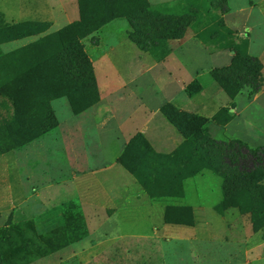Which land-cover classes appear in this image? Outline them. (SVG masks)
I'll return each mask as SVG.
<instances>
[{"label":"rangeland","instance_id":"rangeland-1","mask_svg":"<svg viewBox=\"0 0 264 264\" xmlns=\"http://www.w3.org/2000/svg\"><path fill=\"white\" fill-rule=\"evenodd\" d=\"M259 1L178 0L170 3V0H116L111 4L113 9L98 4L97 11H110L109 17L126 14L117 17L123 19L113 23L114 26L125 22L128 26L125 33L118 26L116 36L121 39L114 41L121 44L118 50L124 54L116 58L120 82L136 76L137 68L144 63L142 59L140 66V55L146 56L150 62L152 58L156 60L147 71H143L145 75L137 88L139 79L135 77L119 90L120 94L124 92L127 96L128 93L134 95L132 89L143 88L146 97L142 100L145 99L146 105L152 108L159 100L154 98L155 85L150 78H156L157 84H161L154 90L159 95L162 88L170 87V51L188 41L201 44L212 55L232 51L229 64L221 66L218 61L207 60L198 69L200 75L186 86L190 97L199 98L211 83L212 95L201 99L206 100L207 107L214 109L211 114H207L209 111L200 113L164 101L156 119L164 118L181 141L171 148H155L144 133L134 129L139 123L136 118L144 109L137 105L140 104L139 98L136 100L133 96L129 99L131 111L127 113L131 130L122 134L118 118L120 107L111 105L116 109L107 112L99 105L102 99L99 84L103 87L104 77L102 64L97 62L95 45L100 43L101 28L83 38L81 32L88 27L80 29L74 39L67 42V45H73L74 52L60 50L59 60L46 64L50 82L25 88L28 104L35 107L38 101L37 106L41 105L43 112H54L58 124L16 148H11L9 141L0 142V252L5 264H264V214L260 210L263 202L259 203L254 223L249 211L252 202L246 197L245 184L242 186L240 181L231 180L230 187L235 184L231 189V200L239 201L243 211L239 206L224 210L221 202L225 182L215 169L223 162L222 144L225 142L239 140L251 149L264 147L261 140L228 137L224 128L232 118L231 111L236 112L239 104L246 105L256 95L251 85L260 84V91L264 88L261 59L257 57L263 69H259L257 63H252L251 70L245 67L248 61L245 57L257 56L264 41V23L254 16L252 26L257 32L251 55L248 30L239 34L244 18H233L236 25L232 27L226 21L223 8L243 4L247 10L249 5ZM128 15L134 17L135 25L129 21ZM135 28L141 32H136ZM125 34L128 38L122 41ZM132 34L145 42L149 50L142 52L132 40ZM43 36L30 43H36L35 48L48 42L50 51L53 48L50 42L54 39ZM77 40L80 46L75 45ZM33 48L24 54L35 55ZM203 48L192 47L187 51L198 57L205 54ZM2 52L0 45V58ZM207 54L204 57L208 58ZM105 68L112 73L109 66ZM9 69L15 72L14 67ZM22 69L27 78L29 74L42 78L44 71L43 66L34 71L25 64ZM12 72L7 74L0 70V80L7 76L12 78ZM6 91H12V88L0 91L2 117L13 112L12 100L3 94ZM168 103L177 109L174 117L179 127L163 112V106ZM250 112L258 115L254 109ZM81 125L85 129L84 135ZM84 137L90 141L88 156L84 155ZM103 152H106L104 157ZM116 162L128 172L125 185L124 175H121L122 185L116 184L120 183L117 182L118 174L103 177L108 172L105 168ZM225 169L229 170L228 167ZM204 170L222 180V199L210 209L211 215L218 217L205 225L207 233L211 230L214 233L200 241L177 238L179 236L174 232L159 235L155 232L157 229L172 224L166 221V217L190 220L194 212L190 206L180 208L170 204L158 209L150 206L154 205L152 199L182 195L183 180ZM42 171L46 174L42 175ZM236 190L239 195H235ZM251 194L253 199H259L254 190ZM261 198H264L263 191ZM142 199L149 200V204ZM229 208L236 211L229 215V220H222L221 215ZM149 218H153L154 223Z\"/></svg>","mask_w":264,"mask_h":264},{"label":"crops","instance_id":"crops-1","mask_svg":"<svg viewBox=\"0 0 264 264\" xmlns=\"http://www.w3.org/2000/svg\"><path fill=\"white\" fill-rule=\"evenodd\" d=\"M177 1L178 0H170V3ZM259 2L260 3L249 5V8H247V10L244 8L243 4L238 5L234 8L227 5V11L224 12L227 23L232 27L233 25H236V22L233 18H236L237 16H242L244 18V20L242 19L243 22L240 25L241 28L239 27V34L242 31L246 32V30H248L247 34L250 36L248 51L251 55H253L251 49L255 42L253 38L255 33L257 32L256 27L252 26V24L254 23V16H258V18L264 23V0H260ZM0 14L3 20L9 23L35 21L48 22L50 24L49 28L41 33L3 42L1 44V49L4 52L14 50L20 46H24L30 42L36 41L41 38V36L56 31L67 25L68 23L77 20L80 16L78 0H0ZM119 19L123 18H116L101 27L99 33L100 43L95 45L97 62L99 64H102V75L104 77L103 87H101L98 83L102 97L99 105L102 106V110H107V112H111L116 109V107L114 109H112L111 107H120L118 111V118L120 122L119 127L121 129V133L126 135L131 130L130 117L127 115V113L131 111V104L129 102V99H133V96L134 98H136V100H138L139 98L140 104L137 103V105L140 107L143 106L144 111L140 112L141 116L136 118V121H138L139 123L135 124L134 129L144 133V135L148 138V140L155 148H171L175 144L178 145L181 141V138L175 134V129L169 123H167L164 118L160 117L161 115L159 116V119H156L158 116L160 104H163L164 101H170L182 109L200 113H206V111H209V113L207 114H211L214 107H207V104L205 103L206 100L204 98L201 99V97L212 95V84L210 83L208 87H205L203 95L199 98L190 97L186 92V86L194 78L200 75L198 74V69L201 65H203V63H207V60L210 62L218 61L220 62L219 65L224 66L230 63L233 52H216L212 55L207 52V50H204L201 44L191 41L185 42L180 47L170 51V87H165L164 89L162 88V90H160V92L162 93L159 95V93L155 92L154 90H156V88H160L161 84H157L156 78H150V80H153V84L155 85V88L153 90L154 98L159 100L156 103L155 107L152 108L146 105L147 103L145 99L142 100L146 97L145 90L141 88L137 91L136 88L142 82V80L140 79L145 75L143 74V71H147L148 67H150L152 63H156V60L154 58H152V61L150 62L148 59H145L146 56H144L143 54H139L141 56L139 64L141 66L143 62L142 59H144L143 66L141 68H137L136 76L129 77L128 80L120 82L121 74L119 73L120 69L116 68V58L117 55H122V53L118 50L120 49L118 47L121 44H118V42L115 43L114 41L117 39H121L120 37L116 36V29H118V26L123 29L124 33L126 32L128 26L125 22H121V24H115L113 26V23ZM245 27L248 28L245 29ZM242 28L244 30H242ZM262 33L264 37V32ZM127 38L128 37L125 34L122 38V41H126ZM192 47L203 48V50L205 51L204 53H208V58L204 57L206 56L205 54L198 57L192 56V54L187 51ZM259 48L260 49L258 50L259 52L257 56H253L260 58L264 63V41L262 45L259 46ZM105 64L109 66L112 73L107 72ZM98 75L99 72L96 69L97 81ZM202 75L203 77H208L204 74ZM135 77L139 79V82L135 86L136 88L132 89L133 91H135V93L131 91L132 93H134V95L128 93L127 96H125L124 92L122 91V93L120 94L119 90L125 87L124 83L132 80ZM263 99L264 88L263 90L257 92L254 98L251 101H248L249 103H247L246 105L243 106L239 104L236 112L232 110L231 120L224 125L225 134L231 138L250 139L251 141L261 140V142L264 143ZM252 109L256 110L258 112V115H256L255 113L252 114V112H250ZM82 115L87 116V114ZM84 130L85 129L81 125V132L83 135L85 133ZM83 144L84 155L88 156V145L90 144L88 137L83 138ZM103 153L104 157V155H106V152ZM109 154L110 153L107 152V155ZM105 169H108V172L103 174V177L109 176L110 178V176H112L111 174H118L119 181L117 182H120L122 180L121 175H124V185L125 183L127 184V178L129 177L127 174L128 172L121 166L120 163L116 162ZM45 174V171H42V175ZM209 180L211 181V183H207L209 182ZM214 183L215 186H213ZM110 184H113V180H110ZM116 184L122 185L123 181ZM221 184L222 180L219 176L214 175L209 170H204L195 175L186 177L183 180L182 195L165 197V199L161 200L160 198L154 197L152 199L154 205L150 206L156 208L158 207V209L164 208L168 204L175 206H190L194 212L195 219V224L193 226L164 224L161 229H157L155 232H157L159 235H167L170 232H174V235L179 236L177 238L193 241L206 239V236L209 233L212 235L214 231L211 230L207 233L205 225L208 223L211 224L213 221L212 219L218 217L212 216L210 209L213 208L214 205L222 199ZM142 201L149 204V200L142 199ZM234 211H236L235 208L227 209L226 212L221 215V219L225 221L229 220V215H233ZM149 221L151 223H154L153 218H149ZM168 226H170V228H166Z\"/></svg>","mask_w":264,"mask_h":264},{"label":"trees","instance_id":"trees-1","mask_svg":"<svg viewBox=\"0 0 264 264\" xmlns=\"http://www.w3.org/2000/svg\"><path fill=\"white\" fill-rule=\"evenodd\" d=\"M116 0H78L79 13L80 16L77 20L71 22L70 24L65 25L64 27L50 32L46 34L45 37L49 39H54V41L50 42L51 50L47 49L48 42L41 43L40 47L33 48L36 43L26 44L20 48L14 49L9 52H2L3 56L0 58V66L7 74H10L12 71L9 69L11 66L14 67L15 72H12V78L4 77V80H0V91L2 89L12 88V91L4 92V96L9 97L12 100V115H7L6 117H2L0 114V122L3 123L0 125V142H11L9 145L11 148H16L30 140L44 134L49 131V129L53 128L58 124L57 117L54 112H43L42 106L39 105L37 101V105L35 107H31L29 103V98L26 96V87H34V84L39 83L42 86L43 82L49 83V79L47 78L48 67L47 63L52 61H58L60 58V54L58 51L67 50L68 53L74 52L73 45H67L69 39H74L75 34L84 27H88L86 31L81 32L80 37H85L98 29H100L103 25L108 23L117 17L126 16L124 13H120L113 17L107 16L108 12H98L97 6L103 5L104 8H112V3ZM223 11H227V6L223 8ZM0 14V28L3 31H0V45L3 42L9 41L15 38H22L29 35H34L46 31L49 28L48 22H35V21H27L21 23H7L3 21ZM129 21L132 24L133 18L132 16H127ZM132 19V20H131ZM3 25V26H2ZM135 25V24H134ZM136 32L137 30L135 28ZM141 32V31H140ZM6 33V34H5ZM10 34V35H7ZM149 35L146 34V37ZM42 38V37H41ZM40 38V39H41ZM132 40L138 45V47L143 51H148L149 46L145 42H142L137 36H133ZM38 43V42H37ZM75 45L80 46V41H75ZM55 46L57 48H55ZM30 48L35 55L30 56L26 53ZM86 56V54H85ZM27 58V60L25 59ZM248 61L245 64V67L251 70L252 63H257L259 69H263V65L258 61L257 57L254 56H246ZM24 59V61H23ZM25 64V67L29 70H34L38 68V66H43V74H41L42 78H35L33 74H29L27 78L22 69V66ZM17 83V85H16ZM252 92L260 91V84H252ZM29 92H31L29 90ZM60 96V95H59ZM57 96V97H59ZM56 97V98H57ZM99 100V99H98ZM71 102V101H70ZM170 108V111H169ZM177 110L172 103L165 104L163 106L164 114L173 122L176 126H178L175 121L174 112ZM81 111V110H78ZM186 114V112H182ZM188 115V114H187ZM192 115V114H191ZM179 127V126H178ZM141 136L143 134L141 133ZM6 142V143H7ZM13 142V144H12ZM264 147H258L256 149H251L249 146L240 142L239 140H231L230 142H225L222 144V160L221 166L215 168L216 171L222 175L225 186H224V199L221 202L223 209L225 210L231 206H239L241 208V204L236 201L231 200L232 192L231 189L235 184H232L230 187V181H240L239 183L243 186L245 184V192L246 197L250 199L252 202L251 214L254 218V223L256 222V214L259 211V203L263 202L264 198L260 199L261 191L264 192V155H263ZM226 167L229 168L226 171ZM251 190H254L257 194V198L253 199ZM235 195H239L240 193L236 190ZM240 204V205H239ZM175 207V206H173ZM180 208L186 206H179ZM191 208V207H190ZM242 209V208H241ZM260 210L263 211L264 214V205L260 207ZM243 211V209H242ZM194 215L191 214L190 220H181L177 217H166V221L176 225H194ZM0 264H5V260L1 256L0 252Z\"/></svg>","mask_w":264,"mask_h":264}]
</instances>
